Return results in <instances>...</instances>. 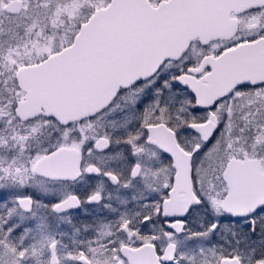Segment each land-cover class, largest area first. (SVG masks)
<instances>
[{
    "label": "snow or ice",
    "instance_id": "1",
    "mask_svg": "<svg viewBox=\"0 0 264 264\" xmlns=\"http://www.w3.org/2000/svg\"><path fill=\"white\" fill-rule=\"evenodd\" d=\"M0 264H264V0H0Z\"/></svg>",
    "mask_w": 264,
    "mask_h": 264
}]
</instances>
